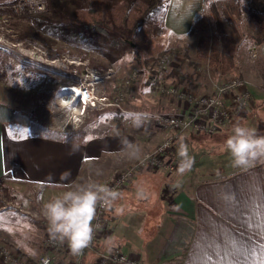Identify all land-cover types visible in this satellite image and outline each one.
I'll use <instances>...</instances> for the list:
<instances>
[{"label":"rangeland","instance_id":"obj_1","mask_svg":"<svg viewBox=\"0 0 264 264\" xmlns=\"http://www.w3.org/2000/svg\"><path fill=\"white\" fill-rule=\"evenodd\" d=\"M131 1L107 0L109 4ZM142 1L147 4V8L140 20L147 23L145 35L153 49L150 53L133 46L129 41L120 40L117 30L99 32L86 28L77 19V14L80 8L88 4V0H45L41 10L15 11L10 5L6 10L0 11V103L27 115L44 129L71 134L70 136L79 133L83 139L108 132L112 127L137 136H143V131L149 127L161 131L163 129L160 126L144 123L143 113L150 106L147 94L151 86L148 70L152 67L146 66L156 65L163 55L171 59L170 65L163 69L164 74L161 70L159 75L165 86L174 85L176 88L202 95L211 92L221 81L243 76L249 81L248 90L256 86L260 94H264V58H251L247 50L250 44L264 43V28L249 27L248 16L244 10L251 7L264 14V0H237L241 8L236 19L237 32L219 10L223 31L236 37L237 69L227 76H224L226 73L219 74L207 63L197 59V33L177 37L165 31L160 12L165 8L166 0ZM205 8L206 5L203 10ZM207 20L206 31L214 32V21L209 16ZM163 51L167 54H163ZM139 53L141 60L149 54L152 60L148 64L139 61ZM196 71H200L199 75ZM82 84L93 86L95 105L83 106L77 98L71 97L68 87ZM156 92L160 93H157L158 96L163 95V103L170 98L168 95H172L165 91ZM262 96L258 101L252 97V103L244 111L245 114L227 125L226 131L220 136L223 143L231 135L233 125L237 122L264 135V95ZM151 101L159 104L156 98ZM160 113L173 115L164 111ZM4 124L14 136L29 134V128L25 124ZM118 151H125V147ZM226 156L228 157L223 154L220 157V162L224 165L231 161L230 155ZM105 158L104 165L100 162L90 165L89 168L84 166L80 176L82 180L70 184L62 192L78 184L88 183L90 179L96 183L104 181L103 177L116 167L112 152ZM159 173L168 180L166 172ZM42 191V185L33 187L28 197L29 205L25 206L14 203L15 197L10 189L6 192L0 188V251L17 254L25 261H31L43 253L42 238L50 233L48 221L43 217L34 218L20 210L38 206L36 199L43 206L47 201L42 199ZM112 220L108 219L101 243L97 246L98 251L109 249L106 245L118 248L114 244L116 239H144L153 231L145 229L136 233V228L129 223L130 220L125 219V222L112 227ZM104 241L106 244L102 243ZM88 254L94 256V252H88L85 259H89Z\"/></svg>","mask_w":264,"mask_h":264},{"label":"crops","instance_id":"obj_2","mask_svg":"<svg viewBox=\"0 0 264 264\" xmlns=\"http://www.w3.org/2000/svg\"><path fill=\"white\" fill-rule=\"evenodd\" d=\"M15 1L0 0V11ZM207 1L166 0L162 18L165 31L177 37L188 34ZM235 69L236 65L224 76ZM149 87L150 106L145 112L175 114L187 109V104L173 95L164 94L170 98L163 103V95ZM249 90L256 101L263 98L256 86ZM153 97L159 104L151 101ZM226 128L211 134L184 132L173 141L176 160L180 161L181 140L194 157L190 171L175 177L166 174L167 181L159 173L162 171L144 173L120 191V198L107 211L113 219L111 226L125 219L136 233L153 231L144 239H116L115 247L135 258L137 264H264V161L257 160L247 168L233 167L231 161L221 163L223 154L228 157L220 137ZM12 134L0 122V188L6 192L10 189L14 203L25 206L36 185L43 186L42 199L49 201L81 181L84 166L104 165L105 157L126 143L139 146L141 155L164 138L163 130L151 127L143 136L112 127L80 143ZM141 187L145 198L137 195ZM117 208L123 212L118 214ZM87 257L86 264H93L94 256Z\"/></svg>","mask_w":264,"mask_h":264},{"label":"built area","instance_id":"obj_3","mask_svg":"<svg viewBox=\"0 0 264 264\" xmlns=\"http://www.w3.org/2000/svg\"><path fill=\"white\" fill-rule=\"evenodd\" d=\"M45 0H16L11 4L15 11L24 9L44 8ZM251 58H264V43H253L247 46ZM171 59L165 55L156 65L148 70V80L155 91H165L175 95L179 100L187 104V109L173 115H165L159 112H144V123L160 126L164 131V138L152 151H145L139 159H128L126 151L112 152V158L116 167L105 177L100 184L122 191L128 187L139 175L151 171H164L175 177L178 175L179 161L173 155V141L184 132L214 133L227 126L235 118L244 115L245 110L252 103V95L247 88V81L240 77H232L214 86L209 93L198 95L186 90L176 88L174 85L165 86L159 78L161 70L168 67ZM165 70L162 71L164 74ZM77 92H71L72 98H77L83 105H95L94 89L92 85H77ZM73 89V88H72ZM101 177V178H102ZM89 182H92L90 179ZM69 190V188L67 189ZM38 206L33 209L21 211L30 214L34 218L44 217L39 200ZM109 208L98 206L96 219L93 221L94 235L89 247L81 254L73 255L66 241L54 239L49 233L43 239L44 251L37 258L25 261L17 254L0 251V264H85V256L88 252H94L93 264H137L135 258L125 254L119 248L99 250L103 231L108 225L106 213ZM41 213V214H40ZM46 219V218H45ZM96 248V250H95ZM98 251V252H97Z\"/></svg>","mask_w":264,"mask_h":264},{"label":"trees","instance_id":"obj_4","mask_svg":"<svg viewBox=\"0 0 264 264\" xmlns=\"http://www.w3.org/2000/svg\"><path fill=\"white\" fill-rule=\"evenodd\" d=\"M146 8L147 4L142 0H132L130 3L120 2L115 4H109L107 0H88V4L78 10L77 19L91 31L109 32V29L117 30V37L120 40L124 42L129 41L131 44H134L133 46L150 53L153 49L150 47L145 35L147 28L145 24L147 25V23H142L140 20ZM219 10L230 21L234 31L237 32L238 26L236 19L241 11L238 1L213 0L207 1L205 10L195 19L188 34L197 33V59L207 63L219 74H225L235 65L236 37L223 31ZM244 10L248 16L249 27L254 29L264 28L263 13L251 7H246ZM163 13L164 9L160 14L163 16ZM208 16L214 21V32L206 31L208 28ZM163 54H167V52L163 51ZM140 57L141 54L137 56V58ZM149 60H152L150 54L141 60V62L148 64ZM152 66L148 64L146 67L151 68ZM0 122H18L25 124L29 128L28 135L37 137L77 143L83 142L84 140L79 133L70 136L71 134L67 135L44 129L27 115L3 103H0ZM106 219H109V212L106 213Z\"/></svg>","mask_w":264,"mask_h":264},{"label":"clouds","instance_id":"obj_5","mask_svg":"<svg viewBox=\"0 0 264 264\" xmlns=\"http://www.w3.org/2000/svg\"><path fill=\"white\" fill-rule=\"evenodd\" d=\"M224 147L231 157L233 167L247 168L257 160L264 161V135L239 122L233 125L231 135L224 141ZM125 151L128 159H139V146L126 143ZM178 156L180 161L177 172L183 175L195 163L183 140L178 147ZM120 195L116 189L92 181L78 184L54 196L42 208L50 234L54 239L66 241L73 255L81 254L93 240V221L96 219L98 206L112 208ZM137 195L145 198L146 192L141 187ZM116 211L119 214L123 209L117 208Z\"/></svg>","mask_w":264,"mask_h":264},{"label":"bare ground","instance_id":"obj_6","mask_svg":"<svg viewBox=\"0 0 264 264\" xmlns=\"http://www.w3.org/2000/svg\"><path fill=\"white\" fill-rule=\"evenodd\" d=\"M73 88V89H72ZM68 90L71 91V92H74L76 91L77 92V95L79 96V89H78V86L77 85H71L70 87H68ZM70 97V96H69ZM72 97V96H71ZM71 103V101H70ZM72 105V104H71Z\"/></svg>","mask_w":264,"mask_h":264}]
</instances>
